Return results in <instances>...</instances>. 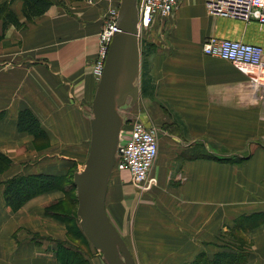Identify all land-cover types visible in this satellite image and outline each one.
Wrapping results in <instances>:
<instances>
[{
    "label": "crops",
    "instance_id": "obj_1",
    "mask_svg": "<svg viewBox=\"0 0 264 264\" xmlns=\"http://www.w3.org/2000/svg\"><path fill=\"white\" fill-rule=\"evenodd\" d=\"M23 1L13 0L11 6L20 19ZM59 1L64 5L51 7L23 29L9 27L0 41V154L18 153L34 138L18 130L19 112L26 109L39 119L55 149L25 154L0 181V264H59L58 245L66 242L60 234L18 222L24 213L6 206L5 179L39 171L67 174L78 162L70 155H77L86 142L90 147L99 33L105 14L119 8L120 0ZM204 3L183 0L171 17L152 25L163 36H149L146 42L151 52L148 64L146 60L148 91L140 96L143 107L181 110L182 119L166 122L173 132L160 140L152 169L157 185L149 193L133 187L126 173H113L116 178L110 181L107 211L136 264H189L203 252L212 257L229 245L246 252L245 264H264V223L247 230L237 225L245 217L264 216V89L255 88L233 63L202 50L210 37L264 48V27L212 17ZM124 111L131 114L128 108ZM148 118L140 114L150 125ZM211 131L219 142L223 133L229 134V151L204 136ZM129 135L126 124L120 144ZM223 158L243 161L220 162ZM55 193L27 204L32 213L37 205L39 224L60 225L45 211L46 200ZM238 234L248 244L241 247Z\"/></svg>",
    "mask_w": 264,
    "mask_h": 264
},
{
    "label": "water",
    "instance_id": "obj_2",
    "mask_svg": "<svg viewBox=\"0 0 264 264\" xmlns=\"http://www.w3.org/2000/svg\"><path fill=\"white\" fill-rule=\"evenodd\" d=\"M138 0H120L117 32L92 104L91 141L85 167L74 174L79 227L105 264H136L106 207L109 181L120 154L126 118L141 96L142 50Z\"/></svg>",
    "mask_w": 264,
    "mask_h": 264
},
{
    "label": "built area",
    "instance_id": "obj_3",
    "mask_svg": "<svg viewBox=\"0 0 264 264\" xmlns=\"http://www.w3.org/2000/svg\"><path fill=\"white\" fill-rule=\"evenodd\" d=\"M183 0H138L141 38L144 29L149 28L159 19L171 17ZM208 15L244 23L255 22L264 27V0H205ZM119 8H111L104 17L103 31L100 35V50L95 68L97 81L100 80L113 36L117 32ZM204 54L227 60L246 73L251 84L264 89V48L210 37L204 43ZM138 114V113H137ZM129 138L120 144V154L114 173L128 174L130 184L140 192H148L157 185L152 175L153 166L159 156L158 130L152 124L147 125L140 119V114L129 123Z\"/></svg>",
    "mask_w": 264,
    "mask_h": 264
},
{
    "label": "trees",
    "instance_id": "obj_4",
    "mask_svg": "<svg viewBox=\"0 0 264 264\" xmlns=\"http://www.w3.org/2000/svg\"><path fill=\"white\" fill-rule=\"evenodd\" d=\"M6 1L0 4V40L3 38L5 31L11 27L21 28L25 26V23L21 21L19 16L11 8L12 2ZM79 1V0H77ZM61 4L59 0H24L22 6V15L25 17L26 21H32L37 17L44 15L52 6ZM142 43V75H141V90L142 94L146 95L148 88L146 86V69L144 57L147 54L148 44L146 42ZM3 116V115H1ZM2 117H0L1 120ZM18 130L20 132L28 133L35 137L47 138V132L42 127L39 119L31 110H22L18 115ZM204 158V156H202ZM223 163L240 162V158H223L219 160ZM12 167V161L6 155L0 154V175L4 174ZM72 174V182L68 186H64L65 179L68 177V173L64 175H54L48 173H33V174H16L10 177L4 182V199L6 206L12 211L17 212L33 198L40 196L42 194L51 192L53 190H63V189H74V174ZM53 215V214H52ZM55 218V217H54ZM78 220V219H77ZM259 221L256 222V221ZM264 216L251 215L243 218L237 225L241 226L244 230L251 228L256 224L264 223ZM79 223V221H78ZM79 228V231L84 235ZM88 245H91L87 240ZM92 247V246H91ZM234 247V248H233ZM227 248V250L218 252L212 257L208 256L206 253H201L197 258L189 264H245L247 260V254L242 249L237 250L234 245ZM236 248V249H235ZM57 259L59 264H83L82 256L74 251L73 248L61 244L57 250ZM87 262V261H86ZM188 264V263H187Z\"/></svg>",
    "mask_w": 264,
    "mask_h": 264
},
{
    "label": "rangeland",
    "instance_id": "obj_5",
    "mask_svg": "<svg viewBox=\"0 0 264 264\" xmlns=\"http://www.w3.org/2000/svg\"><path fill=\"white\" fill-rule=\"evenodd\" d=\"M9 1H11V0H9ZM69 1H71V3H74V5H76L77 2L82 1V0H79V1H77V0H69ZM88 1H89L88 3L91 4V0H88ZM0 4H2V3H0ZM62 5H64L63 2H61V4H57V6H62ZM22 6H23V4H22ZM45 14L40 16V17H37L36 19H34L32 21H26L25 17L22 15L21 19H24L25 21H22V20L21 21L24 22L25 25H27L28 23H33V22L41 19L42 17L45 16ZM160 20L161 21H165V19H160ZM103 25H104V22H103ZM11 27H15V26H11ZM24 27L25 26H23L21 28H17V29L20 30V29H23ZM151 28H152V25L149 28L143 30L142 35H141V42L142 41L143 42H147L149 36H151V37L163 36L162 33H160L159 30H157V29L155 30V28H153V29H151ZM102 31H103V26H102L101 32L99 33V48H98V52H97V55H96V58H95V61H94V64H93V75L94 76H95V68H96V66H98L97 60H98V58L100 59V57H101V54L99 56V50H100V35H101ZM141 46H142V43H141ZM146 52H147V54L144 57V62H145V69L147 70V67H148L147 66V64H148L147 58L150 57L149 54H150L151 51L148 49ZM146 60H147V64H146ZM95 78H96V76H95ZM160 102H162V101H160ZM154 106H156V105L154 104ZM136 108L129 109V112H131L130 115L129 114L127 115V112L125 111V115H127V117H129V119H134V118L137 117L138 114L145 113L149 117L148 119H150L151 124L154 127H156L157 130H158L159 144H160V140H162L163 136H165V133L173 132V128H171V125L166 123V122H169L168 119H170V117H178L180 119V121L182 119L181 110H173V109H168L167 110L164 107L158 108L157 106H156V108H154V107L152 108V106L148 107V108L143 107L142 97L139 99ZM132 113H134V114H132ZM161 117H163L164 120H162ZM156 118H159V119L156 120ZM147 123H148V121H147ZM127 125H129V123H127ZM174 127H177L176 129L180 128L179 125L174 126ZM204 136L207 137V138L209 137L211 140L215 141L217 144H220L223 147V150H225V149H227V150L229 149L230 150V144H229L230 136H229L228 133L227 134H224V133L222 134V140L220 142L217 139V134H215V136H214L212 131L210 133L208 132V134H205ZM88 144H89V142H86L83 145V149L78 151L77 155H75L76 153L70 155V156H72V158H77L78 162H77V164L71 166V168L68 170V177L65 179V184H64L65 187L68 186L69 184H71L73 172L77 171L78 168L81 169L82 167H84V161H85V159L87 157L86 155L88 154V151H89ZM159 148H160V146H159ZM54 150H55L54 147H52L51 144L49 143L48 135H47V138L35 137L34 136L33 139L28 140V142L24 145V148L20 149V151H18V153H14V154L12 153V155L4 154L9 159H11L12 167L10 168V170H8L4 174L0 175V181H1V179L4 177V175L6 173H8L9 171H11L12 168H14V162L16 164V162L19 161V158L23 157L25 154L30 153V152H34V151H39V152H44V153L45 152L53 153ZM242 161H243V159H241V161L238 162V163H241ZM38 173H42V172L39 171ZM14 175L15 174L10 175L9 177H7L5 179V181L8 180L10 177H12ZM115 175H118L117 172H115ZM114 176H113V178H114ZM115 178H116V176H115ZM4 182H3V184H4ZM54 192H57V193L53 194L51 199L46 200V204H45L46 205L45 206L46 210L45 211L49 215L48 217L51 216L60 225H54L53 223H49L48 221H46L44 224L43 223L39 224V222L37 220V215L38 214H36L37 213V209H38L37 205L32 207L33 208L32 211L35 214H33L31 211L30 212L28 211L29 209L26 208L27 204L28 203L31 204V202L35 203L36 202L35 199H37L39 196L33 198L30 202H28L25 206H23L19 211H17V212L13 211L16 214L24 213L23 216H21V218L23 220L21 221L20 218H17L19 220L18 222L19 223L22 222V223H24L26 225H29L30 229H32V230H45L46 232H50V233L53 232V233L60 234L61 236L66 238V240L64 239L66 242L59 243V245L66 244L67 246L73 248L74 251L78 252L82 256L83 260H85V261H82L83 264H91L93 258H94V263L93 264H99L98 261H96L95 257L97 256V259L100 258V260L102 261V255L98 251H96L93 247H91V245H88L87 239L84 237V235H82L80 233L79 228H78L79 227V223H78L79 219H78V216H77L78 199H77L76 191L74 189H63V190H53V191L48 192V193H54ZM149 192L150 191L144 192V193L146 194V193H149ZM44 203L45 202H42V204H44ZM25 208L27 209V211L25 210V212H24ZM256 222L259 223L258 220ZM239 223H240V221H239ZM237 237H238L237 241L241 242V247H242V245H244V243L248 244L249 240L246 239L245 235L238 234ZM131 239H132V237L128 235V240L130 242H131ZM227 239H229V237ZM233 244H235V243H233ZM59 245H58V248H59ZM131 248H133V246H131ZM99 254H100V256H99ZM148 264H150L149 261H148Z\"/></svg>",
    "mask_w": 264,
    "mask_h": 264
},
{
    "label": "bare ground",
    "instance_id": "obj_6",
    "mask_svg": "<svg viewBox=\"0 0 264 264\" xmlns=\"http://www.w3.org/2000/svg\"><path fill=\"white\" fill-rule=\"evenodd\" d=\"M138 30H139V32L141 33V26H140V24L138 25ZM140 40H141V38H140ZM140 99V98H139ZM126 125V123L124 124V126ZM124 128V127H123ZM114 173V172H113ZM113 176V175H112ZM112 176H111V178H112ZM111 178H110V181H111ZM110 181H109V186H110ZM109 189V188H108ZM109 191V190H108ZM108 195V194H107ZM107 200V199H106ZM135 259V258H134Z\"/></svg>",
    "mask_w": 264,
    "mask_h": 264
}]
</instances>
